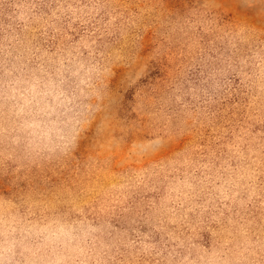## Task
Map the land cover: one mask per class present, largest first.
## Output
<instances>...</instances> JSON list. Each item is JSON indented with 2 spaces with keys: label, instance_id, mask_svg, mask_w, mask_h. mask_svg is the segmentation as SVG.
Masks as SVG:
<instances>
[{
  "label": "rangeland",
  "instance_id": "374dc122",
  "mask_svg": "<svg viewBox=\"0 0 264 264\" xmlns=\"http://www.w3.org/2000/svg\"><path fill=\"white\" fill-rule=\"evenodd\" d=\"M0 220L26 264H264V0H4Z\"/></svg>",
  "mask_w": 264,
  "mask_h": 264
},
{
  "label": "clouds",
  "instance_id": "9594fccd",
  "mask_svg": "<svg viewBox=\"0 0 264 264\" xmlns=\"http://www.w3.org/2000/svg\"><path fill=\"white\" fill-rule=\"evenodd\" d=\"M4 0H0L2 4ZM26 114L46 123L65 117L66 113L58 105L54 91L45 86L26 102ZM75 226V225H74ZM28 239L25 233L0 220V264H26L24 242Z\"/></svg>",
  "mask_w": 264,
  "mask_h": 264
}]
</instances>
